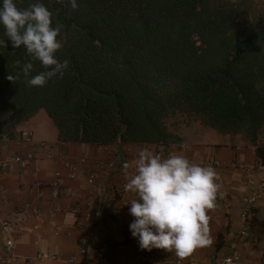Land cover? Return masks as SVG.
Listing matches in <instances>:
<instances>
[{
  "label": "trees",
  "instance_id": "16d2710c",
  "mask_svg": "<svg viewBox=\"0 0 264 264\" xmlns=\"http://www.w3.org/2000/svg\"><path fill=\"white\" fill-rule=\"evenodd\" d=\"M39 2L62 26L55 55L68 67L28 86L48 69L0 26V139L43 110L60 143L166 146L179 141L167 120L182 113L241 135L264 164L263 17L250 20L232 0H77L76 10L69 0Z\"/></svg>",
  "mask_w": 264,
  "mask_h": 264
},
{
  "label": "crops",
  "instance_id": "0c3cea01",
  "mask_svg": "<svg viewBox=\"0 0 264 264\" xmlns=\"http://www.w3.org/2000/svg\"><path fill=\"white\" fill-rule=\"evenodd\" d=\"M24 132L32 134L30 143L22 139ZM175 135L179 141L166 146L65 144L58 141L57 129L39 110L0 139V160L27 154L33 157L27 167L11 163L0 172V223L22 218L19 233H0V253L9 237L14 239V253L20 260L11 264H146L137 239L129 231L134 218L128 214V204L136 194L124 191L127 206L120 211L113 191L124 189L140 150L159 153L163 146L164 157L180 154L200 165L213 159L222 168L215 169L219 177L217 207L208 213L213 245L196 250L183 261L173 253L154 249L155 264H220L240 228L248 183H256L264 174L258 168L260 160L253 146L238 134H221L198 125ZM82 159L85 164L77 165L74 178L69 179V165ZM124 163L130 165L126 170ZM90 171L97 175L95 189L86 184ZM102 246L106 247L103 258L97 252ZM263 249L264 195L240 248L239 264H259Z\"/></svg>",
  "mask_w": 264,
  "mask_h": 264
},
{
  "label": "clouds",
  "instance_id": "9594fccd",
  "mask_svg": "<svg viewBox=\"0 0 264 264\" xmlns=\"http://www.w3.org/2000/svg\"><path fill=\"white\" fill-rule=\"evenodd\" d=\"M72 10L78 8L77 0H69ZM52 13L39 0L26 8H19L14 0H2L0 26L12 47L23 46L27 56L48 69L26 83L30 87H42L57 76H63L68 61H60L55 53L62 48L58 40L61 25L52 26ZM0 45L6 47L5 40ZM20 65V61L15 62ZM31 62L23 65L22 74L29 76ZM20 73L10 74L14 81ZM144 148L133 161L134 172L127 177L124 188L135 193L137 198L128 205V214L133 217L129 225L131 236L138 241L140 250L163 249L183 261L196 250L213 245L210 235L209 212L217 207L219 185L217 172L212 166H202L184 155L163 156ZM124 163V169L129 168ZM231 264V259L226 261Z\"/></svg>",
  "mask_w": 264,
  "mask_h": 264
},
{
  "label": "built area",
  "instance_id": "2783aa9c",
  "mask_svg": "<svg viewBox=\"0 0 264 264\" xmlns=\"http://www.w3.org/2000/svg\"><path fill=\"white\" fill-rule=\"evenodd\" d=\"M22 139L25 143H30L32 141V134L29 132H24L22 134ZM33 159L31 154L24 156H11L6 159L0 160V172L7 170L11 163L18 164L21 168L27 167L30 161ZM85 160H79L77 162L69 165L68 178L72 179L75 176V169L77 165H84ZM212 166L214 169L222 168L220 162L216 160H209L204 163L202 166ZM258 168L261 169L264 173V164H259ZM219 177L217 176V179ZM96 173L90 171L86 174V184L90 189L96 188ZM57 184V183H56ZM55 184V185H56ZM249 193L244 200V205L240 213V228L236 234L235 240L229 245V254L220 259V264H226L228 259H231V264H239L241 254L240 248H243L245 245V239L249 234L251 223L257 217V204L264 195V174L263 176L254 183L250 181L248 183ZM125 188L115 189L113 195L119 201L118 210L124 209L127 206L126 199L124 197ZM137 197V196H136ZM22 222L21 217H15L13 220L5 219L0 223V233L10 235L13 232L19 233L18 225ZM3 253H0V264H11V263H20L19 258L14 253V239L6 237L4 239ZM97 252L102 256L106 253V247H100ZM141 257L146 264H155L156 256L154 249L152 251H142ZM40 258H46L45 255H40ZM259 264H264V249L260 252Z\"/></svg>",
  "mask_w": 264,
  "mask_h": 264
},
{
  "label": "rangeland",
  "instance_id": "374dc122",
  "mask_svg": "<svg viewBox=\"0 0 264 264\" xmlns=\"http://www.w3.org/2000/svg\"><path fill=\"white\" fill-rule=\"evenodd\" d=\"M242 5L246 14L250 15V20L257 17L264 18V0H232ZM169 131L173 134L180 133L184 129H193L201 123L194 117L177 113L167 120ZM204 127V126H203Z\"/></svg>",
  "mask_w": 264,
  "mask_h": 264
}]
</instances>
